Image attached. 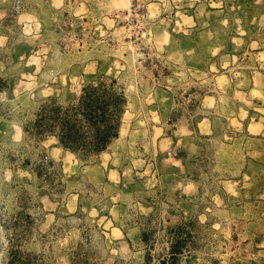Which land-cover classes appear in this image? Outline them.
<instances>
[{"label":"rangeland","instance_id":"1","mask_svg":"<svg viewBox=\"0 0 264 264\" xmlns=\"http://www.w3.org/2000/svg\"><path fill=\"white\" fill-rule=\"evenodd\" d=\"M263 27L264 0H0V72L16 73L0 92V264L25 200L34 264H158L180 221L194 241L182 264H264ZM100 71L128 95L106 152L84 164L23 136L42 98ZM171 136L191 137L195 181ZM38 155L61 164L62 192L23 181Z\"/></svg>","mask_w":264,"mask_h":264},{"label":"trees","instance_id":"2","mask_svg":"<svg viewBox=\"0 0 264 264\" xmlns=\"http://www.w3.org/2000/svg\"><path fill=\"white\" fill-rule=\"evenodd\" d=\"M253 29L256 31L259 28L255 26ZM262 29L264 30V27ZM255 41L259 44V50L264 51L263 42L260 39ZM261 75L263 83L261 92L264 99V71ZM15 78L16 73L9 69L0 72V92H9ZM258 101L264 107V103ZM127 104L126 86L120 77L107 74V71L83 76L77 91L71 92L60 88L42 98L32 117L21 125L23 136L36 142L54 138L57 147L73 155L79 162L87 164L91 159L106 152L111 143L118 138ZM191 129L196 131L195 127ZM171 138L173 159L184 167L186 177L195 181L197 175L188 167L189 153L184 146L191 137H181L180 145L179 138L173 136ZM201 139H206V136H202ZM20 168L32 177L31 180L24 177L23 181H36L41 195L50 197L62 192L64 187L62 166L49 156L38 155L36 158L29 156L23 159ZM257 176L258 180L264 181V175ZM21 202L13 216L6 220V229L9 232L6 264H34L31 253L25 249V244L27 237L33 234L38 219L29 213L26 200ZM189 223L190 221H180L168 228L167 253L158 259V264H182L187 260L194 243ZM148 234L150 232L141 234L144 242L148 241ZM78 258L75 256L71 259L72 263L77 264ZM146 263L149 264V258ZM114 264L127 263L117 260Z\"/></svg>","mask_w":264,"mask_h":264},{"label":"clouds","instance_id":"3","mask_svg":"<svg viewBox=\"0 0 264 264\" xmlns=\"http://www.w3.org/2000/svg\"><path fill=\"white\" fill-rule=\"evenodd\" d=\"M4 93H0V95H3Z\"/></svg>","mask_w":264,"mask_h":264}]
</instances>
